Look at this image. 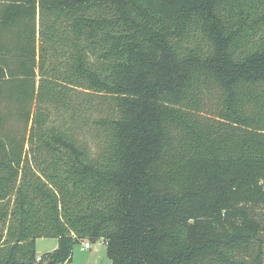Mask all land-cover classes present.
Instances as JSON below:
<instances>
[{"label":"trees","instance_id":"16d2710c","mask_svg":"<svg viewBox=\"0 0 264 264\" xmlns=\"http://www.w3.org/2000/svg\"><path fill=\"white\" fill-rule=\"evenodd\" d=\"M6 2L0 264H264V0Z\"/></svg>","mask_w":264,"mask_h":264},{"label":"rangeland","instance_id":"374dc122","mask_svg":"<svg viewBox=\"0 0 264 264\" xmlns=\"http://www.w3.org/2000/svg\"><path fill=\"white\" fill-rule=\"evenodd\" d=\"M207 98V106L215 108L216 92ZM214 111V110H213ZM212 110L208 115H215ZM88 242L90 249H84V244ZM58 244L54 238H42L36 241V254L38 258L51 251ZM106 243L103 240H84L75 244L71 261L68 264H113L106 253Z\"/></svg>","mask_w":264,"mask_h":264},{"label":"crops","instance_id":"0c3cea01","mask_svg":"<svg viewBox=\"0 0 264 264\" xmlns=\"http://www.w3.org/2000/svg\"><path fill=\"white\" fill-rule=\"evenodd\" d=\"M7 1V0H6ZM2 2V1H0V7H2V5H4V4H9V2ZM2 9V8H1ZM58 247V244L51 250V251H47L48 253H50V252H53L54 250H56V248ZM47 254V253H46Z\"/></svg>","mask_w":264,"mask_h":264},{"label":"built area","instance_id":"2783aa9c","mask_svg":"<svg viewBox=\"0 0 264 264\" xmlns=\"http://www.w3.org/2000/svg\"><path fill=\"white\" fill-rule=\"evenodd\" d=\"M90 248H91L90 243L86 242V243L84 244V249H90ZM41 259H42V258H38V262H40Z\"/></svg>","mask_w":264,"mask_h":264}]
</instances>
